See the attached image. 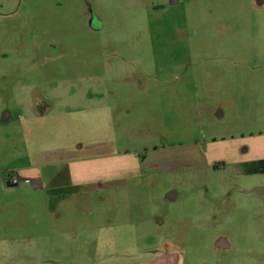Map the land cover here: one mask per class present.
Here are the masks:
<instances>
[{"label": "rangeland", "instance_id": "rangeland-1", "mask_svg": "<svg viewBox=\"0 0 264 264\" xmlns=\"http://www.w3.org/2000/svg\"><path fill=\"white\" fill-rule=\"evenodd\" d=\"M263 144L264 0H0V264H264ZM99 150L141 176L79 210L6 182Z\"/></svg>", "mask_w": 264, "mask_h": 264}, {"label": "crops", "instance_id": "crops-1", "mask_svg": "<svg viewBox=\"0 0 264 264\" xmlns=\"http://www.w3.org/2000/svg\"><path fill=\"white\" fill-rule=\"evenodd\" d=\"M263 148L264 144L262 145ZM255 149L259 150L261 147H255ZM41 161L38 163V161L33 160V164L21 168L16 174L21 179L31 180L33 187L31 190L33 192H30H36L43 199H46L45 203L48 206V209L46 208L47 214H57L58 210H62L63 204L68 205V203H72L76 206V210L86 203L93 204L91 202V196L95 191L99 192L102 189L110 188H127L129 180L137 179L141 176L137 159L131 155L111 158L103 156L100 150L87 154L72 152L66 155L63 154L61 157L46 158ZM58 164L68 166L66 172L68 184H65L68 185L67 187L63 186L59 188L56 185L53 172L47 174L43 172V168L53 167ZM99 181L101 182L98 183ZM46 184L49 187H45L44 185ZM78 189L80 191H77ZM143 191L148 192L147 188H144ZM132 192L130 190L127 192L130 194H125L133 197ZM116 195L118 196V194ZM120 197H123V195L121 194ZM91 213L92 211L87 216H90ZM129 217L136 219L137 214L131 210ZM118 219L116 218L115 221ZM180 260L178 254L157 252L155 257L142 264H180Z\"/></svg>", "mask_w": 264, "mask_h": 264}, {"label": "built area", "instance_id": "built-area-1", "mask_svg": "<svg viewBox=\"0 0 264 264\" xmlns=\"http://www.w3.org/2000/svg\"><path fill=\"white\" fill-rule=\"evenodd\" d=\"M6 182L10 186H16L20 184L22 181H27L29 179H21L16 173H7L6 174Z\"/></svg>", "mask_w": 264, "mask_h": 264}]
</instances>
